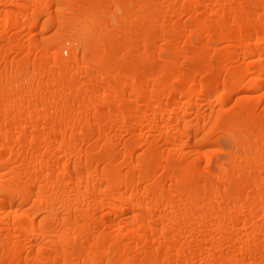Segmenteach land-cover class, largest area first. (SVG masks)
<instances>
[{
    "label": "bare ground",
    "instance_id": "1",
    "mask_svg": "<svg viewBox=\"0 0 264 264\" xmlns=\"http://www.w3.org/2000/svg\"><path fill=\"white\" fill-rule=\"evenodd\" d=\"M0 264H264V0H0Z\"/></svg>",
    "mask_w": 264,
    "mask_h": 264
}]
</instances>
